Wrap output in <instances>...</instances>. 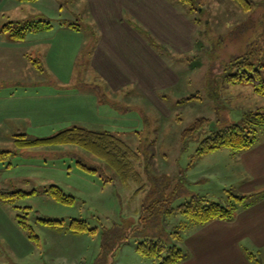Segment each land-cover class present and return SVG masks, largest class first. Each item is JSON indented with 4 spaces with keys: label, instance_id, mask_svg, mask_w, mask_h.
Masks as SVG:
<instances>
[{
    "label": "rangeland",
    "instance_id": "1",
    "mask_svg": "<svg viewBox=\"0 0 264 264\" xmlns=\"http://www.w3.org/2000/svg\"><path fill=\"white\" fill-rule=\"evenodd\" d=\"M248 1L251 9L244 11L233 0H191L197 12L192 18L198 20L193 50L178 54L158 49L180 78L173 88L153 90L156 99L137 87L108 92L94 78L89 68L91 21L77 0H39L21 4L19 10H1L0 28L11 22L46 21L55 29L65 25L68 33H56L51 53L42 44H27L7 60L0 58V190L27 194L0 199V264H97L101 233L114 225L133 236L114 258L106 257L101 264H152L136 252L137 244L147 238L167 240L165 231L187 222L176 212L149 220L147 207L155 201H169L170 209H175L201 195L225 207L235 206L230 199L240 189L235 162L195 152L210 132L264 113V96L257 95L252 84L233 85L224 79L234 58L250 48L264 49V0ZM69 24L77 26L76 32ZM35 92L65 96L66 109L42 94L32 97ZM191 97L190 103L178 104ZM94 100L100 103L97 110L91 106ZM81 118L80 127L107 131L137 153L133 163L137 181L124 183L102 161L75 146L18 149L15 144L16 135L50 137L79 126ZM199 119L207 121L204 132L183 140L184 131ZM262 140L264 128L258 129L255 142ZM223 154L241 152L223 149ZM211 170L215 176L204 179ZM51 186L74 197L73 204L54 201L46 192ZM25 208L30 209L27 223L37 242L18 225L17 216ZM37 219L62 220L65 225L44 226ZM73 220L85 221L97 233L72 235L67 227ZM144 227L139 235L132 233ZM199 228L191 225L181 234L177 246L184 259L179 264H264V241L217 237L209 243L207 234L195 238Z\"/></svg>",
    "mask_w": 264,
    "mask_h": 264
},
{
    "label": "crops",
    "instance_id": "2",
    "mask_svg": "<svg viewBox=\"0 0 264 264\" xmlns=\"http://www.w3.org/2000/svg\"><path fill=\"white\" fill-rule=\"evenodd\" d=\"M77 1L91 21L89 68L96 76L94 78L107 86L108 92L137 87L145 96H150L155 89L164 90L177 86L180 76L137 30L139 28L147 32L152 39L172 52L183 54L192 51L198 25L177 0ZM21 4L24 3L0 0V12L14 7L19 10ZM64 27L65 25L58 26L55 29L53 26L50 31L30 33L21 42L9 40L8 35L2 33L0 28V58L6 57L4 60H7L27 44H42L49 52L53 48L50 43L56 33H68ZM21 55L23 56V51ZM38 94L56 99L59 108L63 105L64 110L66 109L65 100L62 99L65 96L35 92L32 97ZM22 97H29V94ZM150 98L156 99L154 93ZM97 102L91 105L96 110L100 106ZM79 122L80 126L82 118ZM215 154L218 155L217 159L229 158L231 163L235 162L232 167L239 168L240 175L238 196L246 199L238 204L231 221H212L199 228L194 234L195 238L207 234L208 238L205 240L209 243L217 237L226 241H264V140L255 143L254 147L241 152L239 156L223 154V149L208 155ZM209 172L204 179L210 180L215 176L216 171Z\"/></svg>",
    "mask_w": 264,
    "mask_h": 264
},
{
    "label": "trees",
    "instance_id": "3",
    "mask_svg": "<svg viewBox=\"0 0 264 264\" xmlns=\"http://www.w3.org/2000/svg\"><path fill=\"white\" fill-rule=\"evenodd\" d=\"M19 3H34L37 0H15ZM180 5L187 8V14L193 16L196 8L191 4V0H177ZM244 11L251 9L248 0H233ZM197 13V12H196ZM193 22L198 25V20L192 18ZM69 28L77 29L74 24L67 25ZM53 29V25L46 21L24 22V23H8L1 29L2 33L8 35L9 40L13 42H21L27 34L46 32ZM149 41L151 46L157 50L164 48L157 43L151 36L137 28ZM160 54V53H159ZM161 55V54H160ZM38 63V62H37ZM225 81L233 85L252 84L254 92L259 96H264V49L250 48L242 56L234 58L228 65L226 70ZM194 97L183 99L178 104L190 103ZM195 99H198L196 97ZM207 125L205 119H199L193 125L185 130L182 137L183 140L190 138L195 134L204 132ZM264 128V113H255L247 116L243 123L233 124L218 131L210 132L199 144L195 154L198 156L208 155L221 149H228L232 152L240 153L251 149L255 145V138L258 129ZM15 144L18 149H29L38 147H62L75 146L81 148L95 158L102 161L109 167L124 183L129 180L137 181L138 173L135 171L133 163L137 160V153L131 150L121 139L107 131H93L80 126H72L58 131L50 137L40 139H28L26 135H16ZM6 153V152H5ZM80 167L89 171L95 170L88 168L84 164ZM47 194L57 203L64 205H72L74 197L65 195L58 187L51 186ZM27 196L22 192H9L0 190L1 200H12L19 197ZM230 199L234 200L235 206L230 204L228 207L221 204L211 202L204 197L193 196L189 201L179 205L175 209H170L169 201H155L147 207L149 220L154 221L160 218L171 216L175 212L185 217L187 222L179 223L171 229L170 232L165 231L168 235L167 240L147 238L137 244L136 252L143 258L149 259L152 264H179L184 259L183 250L177 246L181 234L188 226L203 227L212 221H231L236 213L238 204H242L246 197L230 195ZM231 202V200H229ZM146 209V208H145ZM29 208L23 209V214L17 216L18 225L27 233L29 240L38 241L32 228L27 223ZM37 221L44 226L63 227L64 221L43 220ZM144 222V219L140 220ZM157 222V221H155ZM145 225V222L141 224ZM141 229V228H140ZM141 230L134 229L132 233L139 235ZM68 232L72 235H90L94 236L97 230L90 229L85 221L73 220L68 224ZM131 233L126 232L119 225H114L111 229H104L101 233L100 254L96 260L97 264H101L106 257L114 258L116 253L124 247L131 239ZM133 236V235H132ZM258 263V262H257Z\"/></svg>",
    "mask_w": 264,
    "mask_h": 264
}]
</instances>
